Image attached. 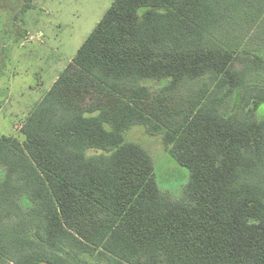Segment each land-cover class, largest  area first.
<instances>
[{
    "label": "trees",
    "instance_id": "trees-1",
    "mask_svg": "<svg viewBox=\"0 0 264 264\" xmlns=\"http://www.w3.org/2000/svg\"><path fill=\"white\" fill-rule=\"evenodd\" d=\"M260 25L264 0H115L0 136V264H264ZM137 125L190 170L180 198Z\"/></svg>",
    "mask_w": 264,
    "mask_h": 264
},
{
    "label": "rangeland",
    "instance_id": "rangeland-1",
    "mask_svg": "<svg viewBox=\"0 0 264 264\" xmlns=\"http://www.w3.org/2000/svg\"><path fill=\"white\" fill-rule=\"evenodd\" d=\"M114 1L0 0V136L24 141L22 124L76 58ZM248 40L262 48L264 25L257 26ZM235 66L241 68L240 61ZM164 83L148 85L156 90ZM126 140L150 152L160 189L180 198L190 182V170L171 156L162 137L137 125Z\"/></svg>",
    "mask_w": 264,
    "mask_h": 264
}]
</instances>
